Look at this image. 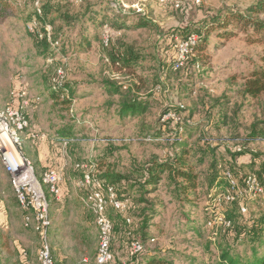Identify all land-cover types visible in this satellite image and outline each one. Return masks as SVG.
Segmentation results:
<instances>
[{
    "label": "rangeland",
    "instance_id": "374dc122",
    "mask_svg": "<svg viewBox=\"0 0 264 264\" xmlns=\"http://www.w3.org/2000/svg\"><path fill=\"white\" fill-rule=\"evenodd\" d=\"M3 1L8 3L9 11L8 16L0 20V109L19 108L22 102L27 103L24 112L29 128L22 135L21 152L27 158L25 142L27 149H31L29 153L39 155L35 148L42 143L31 137L24 138L44 133L47 137L43 144L48 142L49 152L43 159L45 166L36 159L35 163L27 159L35 173L50 168L62 176L61 203L49 198V244L58 264L93 259L97 250L94 219L89 210L82 207L83 190L76 186L81 174L76 165L85 167L99 179L104 172H113L127 177V181L139 182L147 164L153 160L166 161L173 153L177 155L184 150L188 151L193 163L201 160L200 172L214 171L217 177L226 172L225 166L234 171L251 160V166H241L238 171L240 175L254 173L264 188V94L250 99L241 93L243 75L252 65H260L258 55L262 46H248L238 35L219 50L210 48L211 55L200 61L190 57L179 71H172L169 66L177 50L172 34L179 37L196 32L195 25L203 17L230 9L244 12L260 0H176L180 2L176 10L170 6L159 7L155 0H82L78 4L75 0H43L41 27L50 29L49 39L46 29H42L44 33L41 28L37 30L40 36L28 33L27 25L34 13L31 0ZM97 2L108 9L100 14L101 23L98 20L95 24L99 28L98 41L87 52L76 53L65 42L70 38L65 34L69 24L60 21L59 16L65 13L76 19L74 17L82 16L88 5ZM118 15L130 18L124 29L118 28L121 21L116 18ZM135 19L145 22L138 24ZM104 32L111 37L105 48L101 46ZM43 37L50 47L46 54L36 48ZM54 38H59L57 45ZM129 46L145 57L140 69H120L110 61L111 53ZM106 81L125 95L131 93L136 98L147 99L151 102L150 111L134 120L127 119L123 124H112L109 121L111 112L100 110L105 103H117L119 98L107 96L101 84ZM65 83L75 87L76 96L70 107L52 102L48 96L49 89ZM185 87L192 89L191 95L185 94ZM221 96H228L229 103L216 107L215 102ZM173 108L178 109L177 116L167 118ZM218 108L226 111L224 126H220L223 116ZM254 126L261 139L250 135ZM71 130L73 142L64 138L68 144L63 146L57 135ZM145 130H155L159 136L144 137L148 135ZM100 159L104 160L102 168L95 164ZM166 190L165 186V190L159 188L145 194L147 205L132 202L139 194L134 188L126 213L107 210L116 228L112 240L114 264H141L147 255L166 258L172 264H218V243L227 242L233 251L243 253L245 242L233 240L235 227L252 221L258 223L264 215V195L253 200L245 198L247 214H240L237 202L222 203L218 208L215 203H205L207 197L202 196L206 191L203 187L194 205L184 208V213L192 217L194 223L187 226L185 220H178V204L169 199ZM0 202L3 215L0 216V246L5 245L0 248V264H20L18 249L26 251L27 264H38L36 254L40 241L36 234L23 227L22 212L1 166ZM146 207H155L160 218L153 219L154 227L146 230L149 236L143 244L145 251L133 255L123 221L131 217L135 225L139 212ZM226 208L234 211L233 226L229 230L217 228V236H214L213 229L206 224L214 221L217 213L226 219ZM134 230L135 234L137 228Z\"/></svg>",
    "mask_w": 264,
    "mask_h": 264
},
{
    "label": "trees",
    "instance_id": "16d2710c",
    "mask_svg": "<svg viewBox=\"0 0 264 264\" xmlns=\"http://www.w3.org/2000/svg\"><path fill=\"white\" fill-rule=\"evenodd\" d=\"M43 10L44 9L41 6V16H36L34 11L29 23L31 21H36L37 27L34 32L28 31L29 34L40 36V31L37 30L40 28L41 31L42 29H45V27H41L43 24L42 22L44 21ZM107 10L108 9H104L102 7L101 2H97L95 4L88 5L82 16L74 17L76 19L68 17L65 13L61 15L59 14V20L69 24V31L65 34L67 36L69 35L70 38H66L65 42L69 43L72 50H75L77 53L87 52L91 49L92 44L98 41L99 36V28L96 27L95 24H97L98 20H100L99 23H101L103 17L100 14H104ZM8 11V3L0 0V20H3L8 16ZM110 11L113 12L114 9L110 8ZM47 13L51 14V12ZM261 16H263V18ZM121 17L123 16L118 15V17H116L121 20L119 23L120 27L118 28L124 29L130 23L127 21L130 20V18L129 16L123 18ZM135 20L138 24H143V22H145L142 19ZM74 23L77 24L75 27L73 25ZM195 30L196 32H190L185 35H180L179 37L178 34L175 33L177 35L172 34L171 38L183 39L190 34L198 35V42L193 50L195 53L193 58L197 61H200L203 57L208 56L210 54V48L213 50H219L230 40L237 38L238 35L242 36L240 38L241 41L248 46H262V51L258 55L260 65L258 67L257 65H252V68L245 75H243L241 93L250 99H257L259 96L264 94V0L258 1L255 5L247 8L244 12H236L235 10L230 9L223 10L215 15L203 17V19L198 21L195 25ZM42 32L44 33V31ZM181 33H183V31ZM46 37H43L41 41H38L39 44L38 47H36L37 50L43 54L48 53V49L50 48L46 41ZM53 40L57 43L59 38H54ZM110 40L111 37L109 36V42ZM109 58L110 61L120 69L136 70L141 68L140 64L144 61L143 59L145 57L140 56L136 53L133 47L129 46L125 47V49H122V51L118 53H111ZM101 84L107 96H116L119 98L117 103H105L102 107V110L106 113L110 114L111 112V118L115 124H123V122L127 119L134 120L135 118L144 116L150 111L151 102L147 101V99L136 98L131 93L125 95V93L120 91L118 87L108 81L102 82ZM70 85L71 84L65 83L63 85H58L55 88L52 87L53 89H49L50 93L48 96L51 101L55 103L61 102L66 107H70L76 96L75 87H71ZM183 91H186L185 94L191 95L192 89L185 87L183 88ZM228 98V96H221L215 102L216 107L227 105L229 103ZM218 109L222 112L223 116L220 120L222 122L220 126H224V114L226 111L221 108ZM177 110L178 109L173 108L172 111L177 113ZM255 128L256 126L251 129L250 135L259 137L258 131ZM144 132L148 134L144 135V137H148L149 134H152L151 137L159 136L155 130H145ZM57 136L58 138H67L70 143H72L74 134L71 130L65 134L64 132H61L60 135L58 134ZM259 139H261V137H259ZM177 145L181 146L183 144L177 143ZM191 158L192 157L189 156L188 151L182 150L177 155L173 153V155L166 161L153 160L142 169V181L139 182L127 181V177L113 172H104L101 180L105 185L113 186L115 188L117 196L120 200L128 199L131 196L133 189L136 188L139 194L137 197L138 199L132 200L134 204L144 202L148 205L144 199L146 196L145 194L149 191H156L159 188H163L165 190L166 186V195H168L171 201L178 204V220H185V224L187 226H192L194 225L192 217L189 218L187 213H184V208L186 206L191 207L194 205L193 201L199 198V191L202 190L203 187H205L206 191L202 196L207 197L205 203L209 201L211 204L216 196L223 192L228 185L225 179L221 176L217 177V174H215L214 171H209V173L200 172L198 167L201 166V163H199L201 160H197L193 163L190 161ZM252 163L253 161L250 160L249 163L241 164L239 168H241V166H251ZM95 164H97L99 168H102L104 160H96ZM239 168H234V172L230 167L225 166L224 170L231 172L234 180L237 181L239 185L243 186V180L246 175H240V172L238 171ZM247 175H254L258 179L257 175L252 172L247 173ZM258 181L260 182L259 179ZM119 185L121 186L120 188ZM82 207L88 210L84 205H82ZM155 209V207H146L141 209L135 225L134 220L129 217L133 220V224L130 227L125 224L127 228L126 230H128L127 233L131 232L130 236L126 233L127 237H129L127 238L129 245L134 241H138L143 245L144 242L147 241L146 236H149V233L148 231L146 233V230H150L151 227H154V224L152 223L153 219L160 218L158 211ZM203 211L205 212L204 214H206L207 206L204 207ZM224 211L226 220L230 222V227L225 230H229L233 226V220L235 217L234 211L233 209L227 208ZM114 212L121 214L116 211ZM187 212L191 211L188 210ZM123 222L125 223V221ZM134 227L137 228V232L135 234ZM115 230L116 228L113 223V237ZM236 239L237 241L245 242V251L243 253L233 251L232 246L227 242L218 243V264H264V215L262 220L258 223L252 221L250 223H243L236 226L233 240ZM112 244L113 242H111V250H113ZM118 245L121 246L120 244ZM0 248H5V245L2 243ZM117 248L119 249L120 247L117 246ZM141 264H172V262L166 258L158 257L156 255H147L142 258Z\"/></svg>",
    "mask_w": 264,
    "mask_h": 264
},
{
    "label": "built area",
    "instance_id": "2783aa9c",
    "mask_svg": "<svg viewBox=\"0 0 264 264\" xmlns=\"http://www.w3.org/2000/svg\"><path fill=\"white\" fill-rule=\"evenodd\" d=\"M36 16H41L43 0H31ZM82 0H75L81 3ZM159 7L170 6L173 9L180 8V2L176 0H155ZM196 2H199L196 0ZM37 27L36 21H31L27 30L34 32ZM47 39H49V28H45ZM198 35L190 34L183 39L176 41V55L169 65L172 71L181 70L190 57H194V48L198 42ZM57 45V43H55ZM109 35L104 32L101 35V46L107 47ZM198 66V65H197ZM26 102H22L19 108L5 107L0 109V166L8 177L10 188L19 209L22 212V225L25 229L37 235L40 241V249L37 252L38 264H57L53 259L49 244V231L51 228V217L49 212V198L60 201V184L62 176L54 169H47L40 175H36L31 161L21 152L23 142L22 135L29 128V120L24 112ZM167 118H175L177 113H168ZM44 135L33 134L32 139H39ZM67 140L62 139L61 144L67 146ZM81 172V177L76 186L83 190L80 201L91 213L96 226L97 250L93 259L83 258L76 264H113L114 256L111 250L113 237V223L107 215L111 209L119 213H126L130 207L128 199L120 200L113 186L105 185L104 182L95 177L85 167L76 165ZM227 182V188L213 200L215 207L222 203L237 202L240 214H247V205L243 203L245 198L253 200L264 195V188L254 175H246L243 180L242 189L229 171L222 176ZM214 205V204H213ZM217 213L214 221H209L206 226L213 229L214 236H217V228L222 230L230 227V222ZM125 224L131 226L133 220L124 218ZM128 236L131 232L127 233ZM133 255L145 251L143 245L134 241L129 245ZM26 256V254H24Z\"/></svg>",
    "mask_w": 264,
    "mask_h": 264
},
{
    "label": "crops",
    "instance_id": "0c3cea01",
    "mask_svg": "<svg viewBox=\"0 0 264 264\" xmlns=\"http://www.w3.org/2000/svg\"><path fill=\"white\" fill-rule=\"evenodd\" d=\"M100 111H102L103 112V110L101 109ZM112 117V116H111ZM111 117H109L110 118V120L109 121H111V123L112 124H115L114 123V121L112 120V118ZM117 125V124H116ZM116 128H118V127H116ZM40 134H43L44 136L43 137H41V138H39V139H37V140H39V142L40 143H42V144H40L39 146H37L36 148H35V151H39V155L38 154H36V155H34V154H32V153H29L30 151L29 150H31V149H27V147L25 146V142H24V148H25V154H26V156H27V158H29V159H32V161L35 163L36 161H35V159L37 160V162H39V163H41V165L44 167L45 166V162H44V158L46 157V156H48L49 155V152H48V149H47V143H45V145L43 144L44 143V141H46V135L44 134V133H40ZM39 134V135H40ZM30 137L31 136H26L24 139L25 140H27V139H30ZM58 138V137H57ZM60 139V141L62 140V139H64V138H59ZM37 156V157H36ZM36 157V158H35ZM44 164V165H43ZM47 169H50V168H47ZM47 169H45V170H47ZM44 170V171H45ZM43 172V171H42ZM42 172H40V173H36V174H38V175H40ZM76 184H77V182H76ZM61 188H60V199H63V195H64V188L62 187V185L60 186ZM61 201L62 200H60L59 202L61 203ZM2 202V201H1ZM0 202V206H1V203ZM2 211V210H1ZM5 213H6V211H5ZM0 216H3L2 215V212H0ZM6 218V217H5ZM80 237L82 238V233L80 232ZM18 253L21 255V257H19V262H20V264H27V260H26V258H25V256H24V254H26V251H24V250H22V249H18ZM37 255V254H36ZM37 257V256H36ZM56 262V261H55ZM57 263V262H56ZM58 264V263H57Z\"/></svg>",
    "mask_w": 264,
    "mask_h": 264
}]
</instances>
